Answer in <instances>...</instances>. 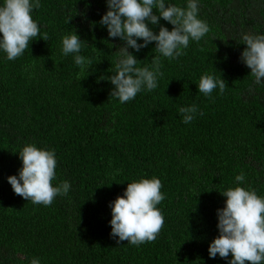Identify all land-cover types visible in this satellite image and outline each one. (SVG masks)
I'll return each mask as SVG.
<instances>
[{"label":"trees","instance_id":"16d2710c","mask_svg":"<svg viewBox=\"0 0 264 264\" xmlns=\"http://www.w3.org/2000/svg\"><path fill=\"white\" fill-rule=\"evenodd\" d=\"M166 2L186 7L187 0ZM40 3L31 15L48 40L33 41L14 61L0 50V264H30L33 257L40 264H228L208 252L226 201L219 191L250 187L264 197V82L254 84L240 60L242 34H264V0H199L210 32L185 55L162 57L158 88L124 104L110 96L114 85L106 80L124 44L99 23L106 0ZM160 25L173 27L162 18ZM74 30L85 41L80 54L100 58L80 81L73 56L61 51ZM154 47L129 49L137 66H150ZM204 73L222 75L223 95L198 92ZM192 104L203 115L185 124L178 108ZM29 143L54 149V184H71L48 207L16 195L7 180L18 176V152ZM241 171L242 184L235 181ZM153 176L166 196L158 205L160 235L139 247L118 242L110 202L129 182Z\"/></svg>","mask_w":264,"mask_h":264},{"label":"clouds","instance_id":"9594fccd","mask_svg":"<svg viewBox=\"0 0 264 264\" xmlns=\"http://www.w3.org/2000/svg\"><path fill=\"white\" fill-rule=\"evenodd\" d=\"M106 4L108 10L99 23L106 27L110 38L124 42L118 47L116 71L106 79L114 85L110 96L118 98L121 104L131 102L143 91L157 89L163 76L161 58L171 61L185 55L191 42L199 43L210 32L208 23L199 17V0H187L186 7L166 0H106ZM41 6L40 0H3L0 4V50L9 61L30 51L33 41L48 40V33L41 34L31 15ZM161 18L173 26L171 30L160 25ZM72 19L70 16L66 23ZM157 25L158 33L153 30ZM140 40L143 43H138ZM152 42L155 56L150 66H137L140 60L129 49L139 52ZM84 43L75 30L62 38V55L73 56L80 70L76 75L78 81L89 75V69L100 60L80 54ZM240 43L247 46L240 60L250 69L254 84L259 85L264 82V34H242ZM227 87L222 75L210 73L201 75L197 85L198 92L207 98H212L217 89L223 95ZM178 112L185 124L191 123L197 113L203 115L196 104L179 107ZM18 154L22 161L18 176L7 178L16 195L45 207L51 206L58 196L68 195L71 188L68 181L54 184L57 179L54 149L29 143ZM235 181L244 183L245 173L241 171ZM162 187V181L155 176L129 182L123 195L110 202L111 236L137 247L154 242L165 224L158 207L166 198ZM219 192L226 201L222 209H217L219 235L209 244V257L219 255L228 264H264V197L250 187L236 186ZM30 264H40L39 258L33 257Z\"/></svg>","mask_w":264,"mask_h":264}]
</instances>
